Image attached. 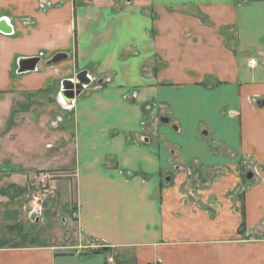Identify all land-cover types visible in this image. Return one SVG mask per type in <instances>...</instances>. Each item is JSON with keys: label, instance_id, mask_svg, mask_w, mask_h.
Instances as JSON below:
<instances>
[{"label": "crops", "instance_id": "1", "mask_svg": "<svg viewBox=\"0 0 264 264\" xmlns=\"http://www.w3.org/2000/svg\"><path fill=\"white\" fill-rule=\"evenodd\" d=\"M53 1L0 0V264H264V0ZM20 116L64 129L23 168Z\"/></svg>", "mask_w": 264, "mask_h": 264}, {"label": "rangeland", "instance_id": "2", "mask_svg": "<svg viewBox=\"0 0 264 264\" xmlns=\"http://www.w3.org/2000/svg\"><path fill=\"white\" fill-rule=\"evenodd\" d=\"M38 1L39 0H37L36 2L35 10H37L36 12H39L41 14H46L56 8V5L54 4V1H53L51 8L44 10L39 7ZM60 4H64V3L62 2ZM24 24L27 26L32 24L31 18L24 19ZM33 24H34V21H33ZM72 74L73 76L70 79H67L65 81H70L74 84L80 83L79 81H77V73L73 71ZM84 75L89 81L92 80L91 83L87 85V87H85V89L83 90V92L86 93V92L94 90L97 87L98 79H97L96 74H94L93 71H87V73H84ZM59 88H58V91H59ZM22 106H23L22 103L17 104V109L24 111ZM62 115L64 116V114ZM62 119L63 121H65V118L62 117ZM13 123L14 125L11 126L10 131H9L10 132V135H9L10 142L8 145L10 147V150L14 149V152L13 151L9 152V157H11V159L14 160L20 168L25 167L28 163H32L35 160V158L37 160L39 158L37 157L38 154L42 155L45 152H48V151H45V149H43V144H46L47 142H51L52 144H54L56 140H61L60 133L61 132L63 133L64 131V129L62 128L63 129L62 131L57 129L55 130V132H51L50 128L46 130L45 128H41L40 126H34V125L31 126L29 124V120L21 116L18 119H16V117L11 118L9 120V124L12 125ZM62 138H63V135H62ZM41 172H44V171H41ZM49 172L47 173L45 171V173H47L48 175L50 174L51 176L53 172L52 173H49ZM247 172H252V168L250 167L246 169L244 171V174H246ZM39 173L40 172H37L32 177V184H33V181L36 180V176ZM252 179H253V175H252V178H250L249 180L252 181ZM39 188H42V187H39ZM49 189L50 188L48 185L45 188V190L48 191ZM255 227H256V230L252 232L253 234L251 235V237L253 238L262 237L263 235H261L262 234L261 230H263L264 228V223L259 222L255 225ZM245 231H246V227L244 228V232L242 234H245Z\"/></svg>", "mask_w": 264, "mask_h": 264}, {"label": "water", "instance_id": "3", "mask_svg": "<svg viewBox=\"0 0 264 264\" xmlns=\"http://www.w3.org/2000/svg\"><path fill=\"white\" fill-rule=\"evenodd\" d=\"M66 59L67 56L64 53H60L55 55L50 63L56 64ZM40 61V58L21 59L18 63L19 73L36 71V66ZM84 73L86 72L77 74V81L80 83L74 84L70 81H64L60 85L61 90L58 93L57 103L61 108L63 107L62 105L73 102L76 97L82 94L85 87L91 83L92 80L89 81ZM58 120L60 121V119Z\"/></svg>", "mask_w": 264, "mask_h": 264}, {"label": "built area", "instance_id": "4", "mask_svg": "<svg viewBox=\"0 0 264 264\" xmlns=\"http://www.w3.org/2000/svg\"><path fill=\"white\" fill-rule=\"evenodd\" d=\"M52 3H53V0H39L38 1L39 7L44 10L51 8ZM54 181H55V178L52 175L50 176V174L48 175L45 172H40L36 176V184H37L36 186L42 187V189L44 190L48 185L50 188V186L52 185V183H54Z\"/></svg>", "mask_w": 264, "mask_h": 264}, {"label": "flooded vegetation", "instance_id": "5", "mask_svg": "<svg viewBox=\"0 0 264 264\" xmlns=\"http://www.w3.org/2000/svg\"><path fill=\"white\" fill-rule=\"evenodd\" d=\"M82 79H84V78H82ZM211 87H214V85H210ZM252 175H253V173L252 172H249L248 174H246V178L247 179H250V178H252Z\"/></svg>", "mask_w": 264, "mask_h": 264}, {"label": "trees", "instance_id": "6", "mask_svg": "<svg viewBox=\"0 0 264 264\" xmlns=\"http://www.w3.org/2000/svg\"><path fill=\"white\" fill-rule=\"evenodd\" d=\"M210 86V85H209Z\"/></svg>", "mask_w": 264, "mask_h": 264}]
</instances>
